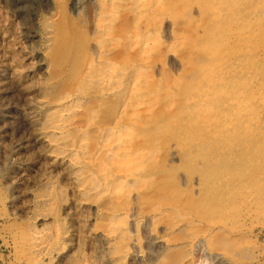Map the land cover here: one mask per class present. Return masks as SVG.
Returning <instances> with one entry per match:
<instances>
[{
    "label": "bare ground",
    "instance_id": "obj_1",
    "mask_svg": "<svg viewBox=\"0 0 264 264\" xmlns=\"http://www.w3.org/2000/svg\"><path fill=\"white\" fill-rule=\"evenodd\" d=\"M4 1L25 26L27 36L42 40L39 65L44 74L52 66H61L68 55L78 1L88 11L89 46L94 55L86 57L67 83H57L52 88L53 81H60L52 75L44 94L28 99L31 111L23 114L21 119L34 129L27 141L18 135L11 137L9 154L14 159L13 173L19 181H24L33 168L21 155L34 149L38 157L64 166L73 192L82 203L102 198L113 206L104 212L97 204L91 207L96 217L104 214L107 220L100 231L95 229L94 232L105 239L108 260L112 264H127L130 248L136 247L138 242L130 231L136 223L128 220L129 198L136 192L139 194L153 180L155 168L151 166L146 170L144 165L158 158L156 148L161 140H158L160 133H163L161 123L166 127L176 125L173 129L176 135L172 137L174 146L194 160L196 154H202L199 150L202 141L211 140L214 150L224 152L238 138L240 130L249 134L252 127L257 128L254 130L256 140L264 143V0H69L66 6L61 0ZM192 5L202 19L187 26L190 31L185 28L189 33L186 39H191L190 43L185 41L189 44L187 49L183 47L187 50L184 59L199 66L195 64L198 68L191 69L194 72L185 70L187 74L182 77V82L175 78L173 80L179 83L162 86L160 83L163 82L144 75L157 58L159 40L156 32L170 17L176 25L173 18L177 13L182 12L184 20L190 21L188 8ZM38 13L43 14L42 21L38 20ZM254 23H258L257 29L252 28ZM181 41L178 45L184 44ZM173 48L174 43L169 50L171 53ZM126 51L133 53L129 56L130 63L126 62ZM185 81L187 83H183ZM237 81L241 86L236 84ZM157 91L163 95L162 109L158 108ZM7 108L0 90V117H9ZM167 146L165 154L170 156L173 150ZM245 148L248 150V145ZM62 187L47 178L30 193L32 201L28 210L31 216L21 235L29 264H54L62 250L64 232L58 230L61 220L56 215L65 202ZM150 208L152 213L145 217L147 222H154L157 216L166 212L159 207ZM157 244L152 242V245ZM73 260V264H84L81 255H76Z\"/></svg>",
    "mask_w": 264,
    "mask_h": 264
},
{
    "label": "rangeland",
    "instance_id": "obj_2",
    "mask_svg": "<svg viewBox=\"0 0 264 264\" xmlns=\"http://www.w3.org/2000/svg\"><path fill=\"white\" fill-rule=\"evenodd\" d=\"M68 3L69 0H61V4L64 6ZM78 5L72 20L71 33L75 36L71 34L70 44L67 47L68 55L63 59L61 66H52L47 74H44L39 65L42 60L40 56L42 40L40 38L30 39L26 34L25 26L17 15L12 12L4 0H0V90L3 100L8 106L7 115L9 116L7 118L0 117V264H29L26 257V245L22 242L21 235L31 216L28 210L32 201L30 193L47 178L55 181L61 187L63 186L65 192L64 206L56 211L57 217L61 220V222L58 221V230L64 232V238L62 250L55 257L54 264H73V258L75 259L76 255H81L84 264H112L108 260L109 250L105 239L95 235L94 232L95 229L100 231L107 220H105L104 214H99L96 217L94 209L91 207L92 204H97L99 209H103L104 212L111 210L113 206L102 198L99 200L90 199L88 203H82L79 196L73 192L64 166L60 162L38 157L34 149L21 155L24 161L27 160L31 163L30 168H33L31 172L29 170L24 181H19L13 173L14 159L9 154V139L18 135L27 141L34 129L28 122L21 119L23 114L31 111L28 99L44 94L46 83L52 75L60 80L53 81L52 88H55L57 83H67L71 76L79 71L86 57L94 55L92 46H89L90 31L87 24L90 17L80 1H78ZM194 9L196 7L193 5L188 8V11L191 12L190 21L184 20L182 12L177 13L173 18L176 25H173L170 17L169 21L157 30L156 34L159 40L157 58L145 71V77L150 75V78L156 82H163L160 83L162 86L170 87L179 83L178 81L182 80L187 71L194 72L193 70L198 68L196 66L198 64L193 62L191 65L187 58L184 59L185 52H187L184 48L187 49V44L191 39H186L188 31H190L188 27L193 26L195 22L198 23L201 18ZM37 17L42 21L43 14L38 13ZM128 21L130 22V19ZM182 26L188 30L185 29L187 33ZM252 28L257 29L258 23L252 24ZM177 35L184 37L183 41L179 40ZM180 41L184 44L178 45ZM172 43H174V48L171 53L169 50ZM258 46L260 47V45ZM125 53L126 59H128L126 62L130 63L132 59L129 56L133 53L129 54L127 51ZM175 78L178 79L177 82H175ZM237 83L241 86L240 81ZM182 86L183 84H181V88ZM157 94L160 105L158 108L162 109L163 95L158 91ZM153 96L156 97V94L154 93ZM153 96H151V100H153ZM158 121L161 123L160 119ZM159 122L158 124H160ZM162 125L163 128H160V131L163 133H160L158 138V140L161 139V144L159 142V148H156L159 153L158 158L152 163L144 165L146 170L151 166L155 168V171H152L154 172L153 180L145 188L143 187L139 194L136 192L129 198L128 220L136 223L130 231L138 242L135 244L136 247L130 248V256L126 259V263L159 264L160 261L161 264H264V143L256 140L254 130L257 131V128L252 127L249 134L242 131L243 134L240 130L238 138L228 147V151H224V155V152L214 150L215 147L211 140L202 141L201 146H198L202 154H196V152V160H194L185 156V153L181 154V148L174 146L172 137L175 138L176 131L173 129L176 125L166 127L164 123H161ZM164 132L169 134L165 135ZM167 141L168 143H165ZM167 145L171 148L170 150H173L170 156L165 154ZM245 145H248V150L244 149ZM204 149L205 151H203ZM257 157L259 158L257 159ZM209 162L212 166L209 165ZM221 166H223L222 170ZM224 171L225 173H223ZM261 176L263 177L260 178ZM245 178L248 180L246 181ZM33 180L35 183L32 182ZM150 207H159L164 212L166 211L163 216L161 214L154 222L151 221L153 224L145 220V217L152 213ZM181 219L187 223L182 222ZM197 223L199 227L196 225ZM42 225L40 224V226ZM152 242H158V246L152 245Z\"/></svg>",
    "mask_w": 264,
    "mask_h": 264
}]
</instances>
